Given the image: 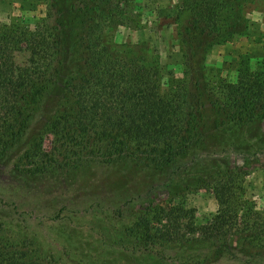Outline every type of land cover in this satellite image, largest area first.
<instances>
[{"label":"trees","instance_id":"trees-1","mask_svg":"<svg viewBox=\"0 0 264 264\" xmlns=\"http://www.w3.org/2000/svg\"><path fill=\"white\" fill-rule=\"evenodd\" d=\"M135 2L49 0L46 17L35 29L0 24V168L18 174L23 167L38 168L37 159L51 151L64 157L106 154L111 164L124 169L116 176L118 182L128 185L135 169L145 166L135 155H145L146 169L160 175L171 171L170 180L158 185L177 186L172 182L179 173L181 192L193 185L212 188L218 210L207 228L209 240H240L246 256L250 248L264 252V214L247 197L248 170L219 162L225 164V173L213 172L201 158L226 135L217 122H210L204 101L214 114L236 126L235 136L244 142L247 129L264 115L263 81L212 87L205 82L204 54L249 33L241 0H183L176 8V22L182 11L189 14L187 26L179 24L178 35L193 65L185 82L174 79L167 91L162 89L159 58L145 43L116 45L107 39L108 31L118 27L143 28ZM26 52L43 53L44 62L21 67L17 56ZM33 109L48 122L30 145L23 138ZM47 137H52L49 150ZM207 141L215 144L207 146ZM209 175H215L211 182ZM178 216L164 226L160 239H178ZM9 234L1 223L0 264H56Z\"/></svg>","mask_w":264,"mask_h":264},{"label":"rangeland","instance_id":"rangeland-1","mask_svg":"<svg viewBox=\"0 0 264 264\" xmlns=\"http://www.w3.org/2000/svg\"><path fill=\"white\" fill-rule=\"evenodd\" d=\"M48 4L49 0H0V24L35 29L46 17ZM241 4L249 33L214 45L204 54L205 82L210 87L221 82H264V0H241ZM182 6L183 0H136L143 28L118 27L107 33V39L116 45L148 46L159 58L164 91L174 79L185 82L193 62L187 44L178 35L179 24L187 26L188 12L182 11L181 20H175L176 8ZM44 58L43 53L26 52L17 56V62L30 67L42 64ZM204 105L210 122H217L219 132L226 135L222 133V141L218 138L215 149L202 160L213 172L225 173V164L219 162L248 170L247 197L264 214V115L247 129L244 142L235 136L236 126L214 114L205 101ZM31 114L23 138L30 145L48 122L38 109ZM51 141L52 137L44 138L48 150ZM51 152L37 159L38 168L20 169L22 177L0 168V224H6L12 240H23L43 258L56 264H264V252L250 248V256H246L240 240L208 239L209 222L218 210L211 187L196 189L193 185L181 192L179 173L172 182L177 186L158 185L170 180L171 171L160 175L146 169L145 155H135L145 166L136 168L133 181L126 185L116 177L124 169L111 164L106 154L64 157ZM214 176L209 175L210 182ZM177 215V224L182 226L176 230L178 239H160L164 226ZM223 243L227 245L224 249ZM216 250L221 255H215Z\"/></svg>","mask_w":264,"mask_h":264}]
</instances>
